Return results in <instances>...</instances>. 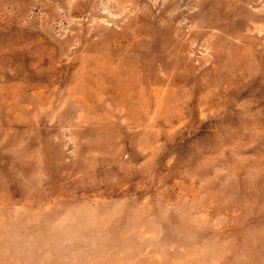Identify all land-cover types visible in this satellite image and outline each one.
Masks as SVG:
<instances>
[{
    "label": "rangeland",
    "instance_id": "374dc122",
    "mask_svg": "<svg viewBox=\"0 0 264 264\" xmlns=\"http://www.w3.org/2000/svg\"><path fill=\"white\" fill-rule=\"evenodd\" d=\"M0 264H264V0H0Z\"/></svg>",
    "mask_w": 264,
    "mask_h": 264
}]
</instances>
